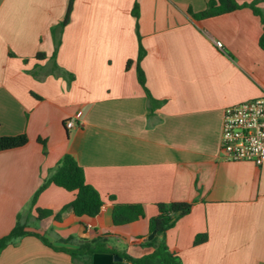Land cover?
Instances as JSON below:
<instances>
[{
    "label": "crops",
    "instance_id": "0c3cea01",
    "mask_svg": "<svg viewBox=\"0 0 264 264\" xmlns=\"http://www.w3.org/2000/svg\"><path fill=\"white\" fill-rule=\"evenodd\" d=\"M68 1L0 0V137L28 138L0 152V238L23 214L46 242L25 236L0 264H81L66 251L99 239L140 258L152 249L137 238L149 241L156 205L172 202L193 203L165 234L181 264H264V163L220 151L224 110L264 96L260 18L241 8L194 20L188 10L203 11L206 0H73L54 37ZM135 3L145 86L163 102L152 113L136 76ZM54 50L62 74L52 71ZM64 155L103 198L96 216H75L73 193L53 184L29 209ZM108 196L141 204L145 216L114 225ZM34 208L61 211L60 220L37 221Z\"/></svg>",
    "mask_w": 264,
    "mask_h": 264
},
{
    "label": "trees",
    "instance_id": "16d2710c",
    "mask_svg": "<svg viewBox=\"0 0 264 264\" xmlns=\"http://www.w3.org/2000/svg\"><path fill=\"white\" fill-rule=\"evenodd\" d=\"M262 3H264V0H251L250 2L242 3H239L238 0H206V7L203 11L193 13L189 9L188 14L194 20H202L225 13H230L241 8H249L254 13V15L260 18L262 24V33L259 38V46L264 51V12L260 8ZM72 4L73 0H69L63 20L57 25L56 28L51 30L54 37H56V33L61 34L63 27L69 22ZM132 16L135 19V26L137 30V3H135L133 6ZM137 39L138 54L135 60L137 81L145 92L148 101V110L150 113H152L154 109L162 105L163 102L154 99L145 86L144 73L140 67V62L145 55V50L141 45V38L138 34V30ZM54 40L57 47L59 41L56 39ZM55 55L56 50H54L51 56V60L53 61L52 71L54 73L62 74L63 71H61L55 63ZM44 57L45 56L42 53L36 54V59L38 60L44 59ZM129 63H131V61H128L127 65H129ZM69 80H73L72 75L69 76ZM27 142L28 138L25 135L0 137V152L20 148ZM42 145L45 148L44 142H42ZM50 184L62 188L67 192L73 193V200L70 203V207L73 214L77 217H94L100 212V209L104 204L103 198L98 193V191L86 182L82 167L77 164L71 155H64L59 160L48 179L41 183L36 193L30 200L29 209L34 207L38 195ZM107 199L112 203L111 218L114 225L127 224L145 216L144 208L141 204L118 203L115 202V199L112 196H108ZM192 206L193 203L185 202L158 203L156 205L157 214L148 220L149 234L155 232L153 239L149 241H142V238L139 237L137 238L138 241L135 242L136 245L151 248L152 251L140 258H132L126 254L120 253L114 254L121 256L125 263L130 264H181L177 254L168 249L165 241V234L169 229L172 228L177 219L190 213ZM34 213V217L37 221H41L48 217H53L54 220L59 221L61 215V211L54 213L51 210L40 208H34ZM26 224V217L23 214H18L15 226L8 234L0 238V253L7 246L15 245L20 239L29 235L38 237L40 240L46 243L39 234L26 230ZM204 241L205 236L200 235L195 237L193 243L194 245H198ZM102 242L103 240L99 239L95 240L91 244L85 243L80 245L76 250H67L66 253L70 255L74 262H79L81 264H92V256L95 253H99L97 248ZM121 263L122 262L113 264Z\"/></svg>",
    "mask_w": 264,
    "mask_h": 264
},
{
    "label": "built area",
    "instance_id": "2783aa9c",
    "mask_svg": "<svg viewBox=\"0 0 264 264\" xmlns=\"http://www.w3.org/2000/svg\"><path fill=\"white\" fill-rule=\"evenodd\" d=\"M216 46L222 45L216 42ZM73 120L65 123L72 128ZM220 151L228 161L264 163V96L228 106L223 113Z\"/></svg>",
    "mask_w": 264,
    "mask_h": 264
},
{
    "label": "water",
    "instance_id": "95a60500",
    "mask_svg": "<svg viewBox=\"0 0 264 264\" xmlns=\"http://www.w3.org/2000/svg\"><path fill=\"white\" fill-rule=\"evenodd\" d=\"M154 235L155 232L150 233L148 235V240H152ZM122 261V257L116 254L95 253L92 256V264H113L120 263Z\"/></svg>",
    "mask_w": 264,
    "mask_h": 264
},
{
    "label": "rangeland",
    "instance_id": "374dc122",
    "mask_svg": "<svg viewBox=\"0 0 264 264\" xmlns=\"http://www.w3.org/2000/svg\"><path fill=\"white\" fill-rule=\"evenodd\" d=\"M27 227H30V228H33L34 229H38V224H32L31 222H28L27 224ZM97 251L99 253H104V254H114V252H112V250L105 244H101L98 248H97Z\"/></svg>",
    "mask_w": 264,
    "mask_h": 264
}]
</instances>
